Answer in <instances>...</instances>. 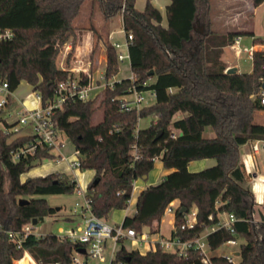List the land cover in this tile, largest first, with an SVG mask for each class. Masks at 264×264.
<instances>
[{
  "label": "trees",
  "instance_id": "16d2710c",
  "mask_svg": "<svg viewBox=\"0 0 264 264\" xmlns=\"http://www.w3.org/2000/svg\"><path fill=\"white\" fill-rule=\"evenodd\" d=\"M84 1L0 0V26L14 32L10 41L0 44V77L11 89L24 80L40 95L42 105L55 99L58 83L71 77L69 71L57 67L56 58L66 42L71 43V51L74 49L77 36L73 21ZM93 1L104 24L119 13L122 29L132 34L128 46L132 78L113 81L86 101L67 99L52 116L54 128L66 136L74 151L78 150L81 169L94 172L85 187L91 211L106 219L113 210L126 209L134 181L146 179L159 158L170 171L138 193L135 211L124 216L123 227L137 233L147 230L160 237L164 209L169 202L177 201L171 235L190 240L205 226L220 221L221 214L231 213L235 217L233 231L217 228L207 234L206 242L215 251L231 238H242L239 259L229 261L223 254H212L208 264H264V221L254 217L250 174L239 154L241 145L264 139V124L253 120L254 113L263 107L257 94L264 51L254 52L250 72L225 73L222 58L223 48L236 36L252 35V31L215 29L211 0H169L166 25L150 0L141 10L135 0ZM262 1L250 0L253 6ZM198 25H203L202 31ZM91 28L96 40L90 71L96 68L94 57L101 40L107 54L105 77L111 79L118 72V49L103 39L98 29ZM253 41L264 43L260 37ZM86 80L83 77L81 83ZM133 88L150 91L154 101L138 110L121 109L120 100L131 95ZM98 110L101 117L94 122ZM147 116L152 117L149 125L138 127L139 119ZM208 130L212 135H205ZM32 139L5 133L0 124V264H15L13 261L22 258L25 251L38 264H71L73 250L80 243L58 239L49 232L30 234L17 246L7 235V231L19 230L32 219L38 223L55 213L43 197L35 195L76 189V181L61 172L21 180L31 167L55 157L53 150L42 148L13 161L11 151ZM203 158H213L215 163L198 171L188 170L190 161ZM21 197L28 201L20 205ZM193 208L196 223L181 228L184 216ZM114 262L204 264L192 247L185 255H177L159 245L140 252L123 244L115 252Z\"/></svg>",
  "mask_w": 264,
  "mask_h": 264
},
{
  "label": "built area",
  "instance_id": "2783aa9c",
  "mask_svg": "<svg viewBox=\"0 0 264 264\" xmlns=\"http://www.w3.org/2000/svg\"><path fill=\"white\" fill-rule=\"evenodd\" d=\"M123 4L121 6V11L123 10ZM125 40L123 42L113 41L112 45L118 49L117 59L129 60L128 46L132 41V34L125 33ZM14 36V32L10 27L0 26V44L10 41ZM110 37V36H109ZM241 36H236L233 40L234 53L236 56H241L245 54L248 59H250L251 64L253 59V54L258 49L257 44L253 40L250 44L245 45L241 42ZM70 61L66 56L63 57L62 61L59 63L58 68L62 70H67L71 73V77L58 83L55 94L56 97L52 102L45 105H38L34 107L24 106L21 99H19L15 93V89L9 87L7 80L0 77V124L2 131L5 133H10L14 136L17 135H27L32 136V141L11 151L12 160L15 161L20 157L26 155L27 153H33L37 149L50 148L51 150L56 149L57 155L55 156V161H64L66 167L70 169L73 174L72 179L76 181L75 170L81 168L80 159L78 157V150H72L70 154H65L64 148L66 147V142L63 140L59 141V132L54 128L53 125V113L54 109L61 106L62 102L67 99H78L86 101L88 99L94 98L106 85H111L113 81H119L120 79H115L114 76L111 79H106L105 70L100 72L97 76L94 72L90 71L91 62L86 61L85 65H82V60H78L76 66H70ZM231 65H227L225 70ZM263 69V74L259 77V91L257 97L260 104L263 106L261 111L264 113V62L261 65ZM86 77L85 83H81V79ZM132 78V75L129 76ZM132 98H123L120 100L121 109H139L144 102L145 98L141 92L133 88ZM36 99L41 102L40 95L35 94ZM26 128L30 130L26 132ZM171 136H175V132L171 133ZM250 148L249 151H245L244 157L246 159H253V172L250 174V190L256 205L259 207L264 206V177L259 174L257 163L255 161L256 154L259 150L264 147V139H254L248 141ZM134 187V184H133ZM76 193L81 196L82 203L75 202V206L79 207L78 214L82 217L81 221L75 226L70 228L59 227L57 232L54 233L58 239H66L72 242L80 243V246L73 250L71 264H116L119 262H114L115 252L120 246L119 243L128 240L135 244L136 250L139 247L149 249H155L157 245L160 246L162 250L175 252L177 255H185L188 248H194L200 253V259L204 264L210 263V255H212L208 248L206 242V236L209 232L214 231L217 228L225 227L230 231H233L231 227L232 223L235 221V217L231 213H225V219H220L215 224H211L204 227L203 232L199 233L195 238L190 240H181L178 237L169 234L164 237H156L149 234L147 230H143L141 233H137L131 227H123L122 222L116 225H109L105 222V218L97 217L91 211L89 200L85 197V190H83L76 181ZM164 211L175 212L178 204L173 201L169 202ZM75 212V211H74ZM209 219L212 218L211 215L208 216ZM184 222L181 224V228H191L196 223V209L193 208L189 213L184 216ZM1 227V226H0ZM1 229V228H0ZM30 234H35L40 236L43 233L34 231V225L31 222L24 224L19 230H9L7 235L11 241H13L17 246H19L22 241ZM205 238V241L202 238ZM109 241V249L106 253L107 242ZM229 244H236V238H231L226 241ZM83 247L85 252L81 253L79 248ZM28 257L29 261L33 264H38L33 260V258L25 251L22 258ZM229 261H234V254L225 255ZM22 258L15 259L13 262L22 260ZM54 264H59L55 262ZM120 264V263H119Z\"/></svg>",
  "mask_w": 264,
  "mask_h": 264
},
{
  "label": "rangeland",
  "instance_id": "374dc122",
  "mask_svg": "<svg viewBox=\"0 0 264 264\" xmlns=\"http://www.w3.org/2000/svg\"><path fill=\"white\" fill-rule=\"evenodd\" d=\"M234 1L235 0H227V1L225 0L226 2L225 3L226 6H225V5H219L218 3H213L214 0H211V14L215 13V16H216L218 15L217 14L218 10L222 9L219 11H222L223 15L228 21V25L226 27V30L224 31H230V30L237 29L238 27H240L238 26L239 22L245 23V18H246L244 16L245 13H238L240 9H242V7H240L237 4H234ZM145 2L146 0H136V5L142 8ZM84 15H87L86 20L84 19ZM81 16H82V19L79 20ZM97 20L102 21V15L96 3H94L93 0H85L83 4L81 5L78 15L74 19L73 24L77 26H81V24L79 23L86 25L90 22L94 23ZM100 31H101L103 39L107 38L109 42H113V41L123 42L126 39L124 30L122 29V25H121V15L119 13L116 14L112 18L111 22H109L106 27L101 26ZM109 32H111L110 37H109ZM242 36H243L242 44L248 45L251 43V41L249 40V35H242ZM95 40H96V37L94 38V41ZM222 58L225 61L226 66L229 65L230 63H236L238 66L239 72H250L251 71L252 64H251L250 59H248L246 55L243 53L241 54V56H236L234 53L233 45H227L223 48ZM118 66H119L118 72L114 76L115 79L126 78L132 75L130 72V66H129L128 59L118 61ZM100 68H102V65ZM14 93L19 99H21L24 106L26 107H34L35 105L38 106L41 104V102H39L36 99V96H35L36 92L33 91L32 87L28 85V83L24 80L20 81L19 85L14 90ZM141 93L145 98L142 105H149L154 101L153 94L150 91H143ZM127 98L128 99L132 98V95H128ZM100 117H101V112L98 110L94 122H96L97 120H100ZM139 120L140 121H138V127L144 128L149 125V123L152 120V117L150 116L142 117ZM253 120L255 124H264V113L261 110H257L254 113ZM25 130L27 132L30 129L26 128ZM205 135L206 136L212 135V131L208 130L205 133ZM58 139L59 141L63 140L64 142H66V147L64 148V152L65 154H70V152L73 149H72L71 143L67 140L66 136L62 133H59ZM249 148H250V145L248 142L239 147V154L241 158H246L244 157V153L245 151H249ZM57 151L58 150L53 149V151L51 152L53 153V155H57ZM255 158L257 159V162L259 164L260 171L264 173V147H262L259 150ZM207 159H210L214 162V160L211 158H203V159L194 160L189 164V167H188L189 170L198 171V170H201L203 168L210 166V165L208 166L205 165L204 161H206ZM166 170L167 169L162 166V163L159 160V158H156L154 160L153 168L151 169V171H149L147 178L137 179L135 184L140 182L142 184L147 185L151 181L159 182L161 178L166 174L165 173ZM51 172H61L67 175L69 178L73 177L72 172L70 171V169H68V167H66L65 162L62 160H60L59 162H56L55 157L52 156V157L43 159L42 163L40 162L39 164L31 167L28 171L24 172L21 175V180L25 181V179L28 177L42 176V175H45ZM93 173H94L93 170H90V169L78 168L75 170L76 181L83 190H85V187L87 183L90 181V179L92 178ZM248 181H250V178ZM137 188L138 187H136L133 193L131 194V197L129 200L130 203L128 204L127 208L113 210L110 213V215L105 219L106 223H108L109 225H116L122 222L124 215H128V216L133 215L135 211L134 199L137 193ZM35 197H43L46 200L47 204H49L50 206L54 208L59 207L58 210L55 209V213L46 215L42 221H39L38 223L34 225V231L39 232L40 234L41 233L45 234L49 232L56 233L59 227L70 228L72 226H75L82 219V217L79 216L78 214L79 207L75 206V202L77 201L79 203H82L83 200L81 196L76 193V190L72 192L61 193V194L35 195ZM254 209L256 211L254 214L255 218H259L258 216L259 211H261L264 214V206L259 207L258 205L255 204ZM221 216L225 217V214H221ZM68 217L72 218V220L71 221L68 220ZM172 217H173V212H167V211L163 212L161 216L162 224H161V230H160L162 233V236L166 237L169 235L170 228L172 226ZM202 240L205 241V238L203 237ZM242 240H243L242 238L238 237L236 239V244L235 243L229 244L225 242L222 245H220L216 249V251H211L210 253L211 254H223V255L228 254V253L230 254L232 250L234 251L238 250L239 244ZM122 243L128 249L134 246L132 242L128 240H125ZM109 244L110 243L108 241L106 253L108 252ZM120 244L121 243H119V245ZM139 248L143 250V247L140 246ZM238 259H239L238 255L233 256V260L235 262H237ZM25 262L26 264H33L29 261L27 256L22 258V260L16 261L17 264H25ZM116 264H119V263H116ZM120 264H124V263H120Z\"/></svg>",
  "mask_w": 264,
  "mask_h": 264
},
{
  "label": "crops",
  "instance_id": "0c3cea01",
  "mask_svg": "<svg viewBox=\"0 0 264 264\" xmlns=\"http://www.w3.org/2000/svg\"><path fill=\"white\" fill-rule=\"evenodd\" d=\"M150 1L155 7H157L160 10V12L162 14V17H163L162 24L166 25L165 8H166V5L169 3V0H150ZM213 3H218L219 5H225L226 6L225 0H214ZM234 4H237L240 7H242V9H240V11L238 13H245L244 16L246 17L245 18V23H240L239 22L238 26H240V27H238L237 29H245V30L252 31V35H249V40L251 42H252L253 38H256V37H258V38L260 37V38H262L264 40V0L260 4H258L257 6H253L251 4L250 0H235ZM135 6H136L137 9L141 10L144 5L142 6V8L137 6L136 5V0H135ZM219 10H222V9H219ZM219 10H218V13H217L218 15L215 16V13L211 14V7H210V14L212 16V20H213V23H214L213 24L214 28L218 29V30H221V31H224V30H226V27L228 25V21L226 20V18L223 15L222 11H219ZM86 16L87 15H84V19L85 20H86ZM112 18H110L108 21L111 22ZM81 19H82V16L80 17L79 20H81ZM108 23L104 24L103 21L97 20L94 23L90 22V23H88L86 25L82 24V23H79V24H81V26H77V25L73 24L74 25V33L77 36L74 49L71 51V43L69 41L66 42L65 44H63V46L61 47V49L59 51L60 53H58L57 58H56L57 67H58L59 63L62 61L64 56H66L67 59L70 61L69 63H70V66H72V67L77 65V63H78L77 61L78 60H82V65L83 66L85 65L86 61L91 62L90 54H92L91 51H92L94 38H95L94 34H93V30H92L91 27H95L96 29H98L99 33L101 34V31H100L101 26L102 27H104V26L106 27ZM121 25H122V21H121ZM200 26H202V30H203V25H198V28ZM199 30H200V28H199ZM110 33L111 32H109V36H110ZM241 37H242L241 38V42H242L243 36L241 35ZM257 48L258 49H264V43L257 44ZM70 51H71V53H70ZM106 55L107 54H105V48H104V46H103V44H102V42L100 40L98 42L97 51H96V54H95V57H94V63L96 65V68L93 70V72H94L95 76H97L100 72L104 71L105 64H106ZM101 65H102V68H100ZM230 65L231 66H236L237 67V72H239L238 66H237L236 63H230ZM211 159H213V158H211ZM213 160H214V162L212 160H210V159H207L206 161H204L205 165H207V166L208 165H210V166L213 165L215 163V159H213ZM241 160H242V162L244 164L245 171L247 173H252L253 172V164H252L253 159L241 158ZM192 161H194V160H192ZM192 161H190L189 164ZM255 161L257 163L259 174H262V176L264 177V173H262L260 171L257 159H255ZM188 167H189V165H188ZM167 170H166L165 173L170 171L169 169H167ZM188 170H189V168H188ZM135 183H136V180L134 181V187H133L132 193H133V191L135 190L136 187H138V188H137V193H136L134 202L136 201V197H137L138 193L142 189H144L148 185H151L152 183L156 184L158 182L151 181L147 185L146 184H142L140 182L137 183V184H135ZM173 202L177 203V201H173ZM124 216H123V218H124ZM173 217H172V226H173V221H174ZM220 219H225V217H222L220 215ZM161 224H162V219L160 220V225H159V234L158 235H160V237L162 236V233L160 231L161 230ZM172 226L170 228V233L169 234H171ZM153 237L156 238V237H159V236H155L154 235ZM121 244H123V243L121 242ZM133 245L134 246L132 248H130L129 250L136 249L135 248V244H133ZM139 251L140 252H145L146 248L143 249V250L139 249ZM236 251H238V250H235V251L232 250V253L235 255ZM25 264H26V262H25Z\"/></svg>",
  "mask_w": 264,
  "mask_h": 264
},
{
  "label": "water",
  "instance_id": "95a60500",
  "mask_svg": "<svg viewBox=\"0 0 264 264\" xmlns=\"http://www.w3.org/2000/svg\"><path fill=\"white\" fill-rule=\"evenodd\" d=\"M199 28H200V31H201V30H202V26H200ZM150 72H152V71H150ZM224 72H225V73H228V74H230V73H236V72H237V67H236V66H230V67H228ZM262 87H264V83L262 84ZM156 137H157V136H156ZM251 191H252V190H251ZM251 191H250V192H251ZM27 201H28L27 199L22 198V197H21L20 199H18V203H19L20 205L23 204V202L26 203ZM55 209L58 210L59 207H56ZM258 215H259V219H260L261 221H264V215H263V213H262L261 211L258 212ZM31 223H32L33 225H35V224L37 223L36 219H32ZM85 250H86V249H84L83 247H80V248H79V251H80L81 253L85 252ZM235 255H238V256H239V251H236V252H235ZM126 259L128 260V258H126Z\"/></svg>",
  "mask_w": 264,
  "mask_h": 264
}]
</instances>
